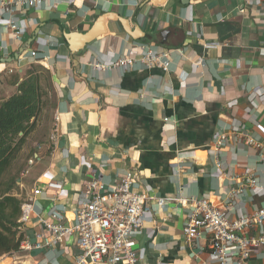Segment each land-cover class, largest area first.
Instances as JSON below:
<instances>
[{"label":"crops","instance_id":"1","mask_svg":"<svg viewBox=\"0 0 264 264\" xmlns=\"http://www.w3.org/2000/svg\"><path fill=\"white\" fill-rule=\"evenodd\" d=\"M0 13L25 27L15 39L0 21V100L32 64L50 71L56 100L51 135L21 182L24 201L41 191L24 235L38 229L35 211L45 217L54 204L71 220L86 178L112 186L125 170L134 173L135 191L206 197L230 219L264 204V157L237 134L264 143V0H45ZM91 30L96 36L84 43ZM148 46L182 54L170 52L168 71L138 61L107 68ZM219 132L228 138L216 155ZM249 177L257 179L253 188ZM234 188L241 192L231 199ZM150 203L134 240L143 264H215L208 234L185 240L187 204ZM260 229L264 222L246 233ZM66 247L18 250L0 255V264H70L79 250L73 240ZM249 264H264V246Z\"/></svg>","mask_w":264,"mask_h":264},{"label":"built area","instance_id":"2","mask_svg":"<svg viewBox=\"0 0 264 264\" xmlns=\"http://www.w3.org/2000/svg\"><path fill=\"white\" fill-rule=\"evenodd\" d=\"M45 0H0V12L7 10L10 5H20L26 8L39 7ZM51 6L57 0H47ZM242 11V10H241ZM10 30L13 38L18 39L24 33L25 27L19 25L13 18L2 19ZM181 53L180 49H173ZM170 50H155L150 46L144 47L138 58L121 56L107 68L128 69L138 61L146 67H158L168 71ZM98 67L99 65H95ZM264 92V86L260 88ZM244 143L253 148L258 159L264 157V143L247 131L237 132ZM228 136L219 132L213 140L212 152L218 155ZM34 157L28 160L31 164ZM216 166L220 167L219 159ZM135 176L131 170H125L114 185H106L100 178H86L80 192V201L75 208L74 217L69 220L63 207L54 204L47 216L43 217L35 211L37 231L33 238L24 235L19 250L44 251L56 248L70 241H75L79 252L72 256L70 264H143L138 251L134 248V240L141 233L145 215L152 209L151 201L157 205L167 201H181L189 206L185 222L184 236L187 243L197 240L202 234H208L207 250L215 264H249V258L264 246V231L257 234H247L246 230L252 225L261 228L264 222V204L256 207L250 214H242L233 219L228 212L213 205L206 197L191 196L186 199L172 197H154L144 191H135ZM257 179L247 178L246 186L253 188ZM41 191L34 188L33 196L21 205L18 222L23 224L33 212L34 196ZM241 188L229 191L230 198L236 197Z\"/></svg>","mask_w":264,"mask_h":264},{"label":"trees","instance_id":"3","mask_svg":"<svg viewBox=\"0 0 264 264\" xmlns=\"http://www.w3.org/2000/svg\"><path fill=\"white\" fill-rule=\"evenodd\" d=\"M50 93L55 99L50 71L32 64L16 92L0 100V255L17 252L24 238L18 222L24 196L18 191L17 176L8 174Z\"/></svg>","mask_w":264,"mask_h":264},{"label":"rangeland","instance_id":"4","mask_svg":"<svg viewBox=\"0 0 264 264\" xmlns=\"http://www.w3.org/2000/svg\"><path fill=\"white\" fill-rule=\"evenodd\" d=\"M55 99L50 93L48 101L37 118L34 120V127L31 133L27 136L25 144L14 161L9 171V176H17L16 185L18 191L21 192V182L25 181L23 175L30 166L28 160L33 157L35 152L42 150L43 144L47 142V138L51 135L55 122Z\"/></svg>","mask_w":264,"mask_h":264},{"label":"water","instance_id":"5","mask_svg":"<svg viewBox=\"0 0 264 264\" xmlns=\"http://www.w3.org/2000/svg\"><path fill=\"white\" fill-rule=\"evenodd\" d=\"M182 3H188L189 0H181ZM83 39H84V43L89 42L92 38H94V36H96V31L95 30H91L88 33H86L85 35H83Z\"/></svg>","mask_w":264,"mask_h":264}]
</instances>
